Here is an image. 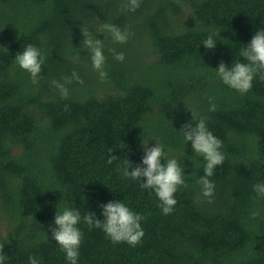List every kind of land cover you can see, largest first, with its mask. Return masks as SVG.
<instances>
[{"label": "trees", "instance_id": "1", "mask_svg": "<svg viewBox=\"0 0 264 264\" xmlns=\"http://www.w3.org/2000/svg\"><path fill=\"white\" fill-rule=\"evenodd\" d=\"M0 0V243L5 264H70L52 238L59 208L81 216L101 204L123 201L144 216L135 247L114 244L102 229L81 221L78 264H264V81L241 95L216 75L230 69L264 28V0ZM102 23L132 35L114 43ZM87 29L104 40L102 82L82 47ZM214 30L217 45L203 41ZM106 36V39H105ZM28 44L46 57L38 84L15 56ZM111 49L123 52L121 62ZM80 57L76 60V57ZM77 72L84 83L60 96L53 80ZM214 97L215 111L209 98ZM65 105L69 110L65 111ZM194 112L223 141L225 162L209 179L213 202L197 183L206 161L183 139ZM164 146L165 160L185 165L187 187L164 215L155 192L122 174L124 159L142 165L143 142ZM109 148L120 158L107 163ZM162 163H166L163 159ZM143 166V165H142ZM118 167L121 169L118 171Z\"/></svg>", "mask_w": 264, "mask_h": 264}, {"label": "clouds", "instance_id": "2", "mask_svg": "<svg viewBox=\"0 0 264 264\" xmlns=\"http://www.w3.org/2000/svg\"><path fill=\"white\" fill-rule=\"evenodd\" d=\"M141 5V0H127L122 6L127 11H136ZM85 39L82 41V47L90 54L93 68L99 73L100 80L106 81L109 73L106 71V56L104 55V40L96 38V35L90 33L87 29H82ZM98 33H108L114 43H127L132 33L129 28L121 29L119 26L111 23H102ZM220 35L219 30L212 31L203 41V45L209 49H215L217 42L215 37ZM106 39V36H105ZM114 58L123 61L125 55L123 52H116L111 49ZM243 60H236L229 69L224 61L219 63L216 69V75L222 82L231 89L245 95L252 90L254 80L259 77L264 81V28H261L253 36L247 46H243L239 51ZM79 56L76 60H79ZM16 64L23 70L30 73L33 84H38L42 78V68L46 63V57L42 50L37 46L28 44L21 53L15 56ZM83 84L84 81L80 75L73 71L71 77H64L63 82L58 80L52 81L61 98L67 99L70 95L67 85L72 81ZM214 97H210V111L216 110L213 102ZM69 108L65 105V111ZM193 113V121L185 124L179 131L183 139L191 141L194 152L202 155L206 161L204 167L205 175L201 176L197 183L201 185L202 195L208 198V202H213L215 184L209 178L214 175L217 166L222 165L226 160V155L222 151L223 141L219 139L208 128L203 118H198ZM157 141V140H156ZM148 142H143L145 155L142 159V165L135 166L128 159H124L122 174L133 180H142L141 189L154 191L160 201V209L164 215L171 214L177 204L175 194L181 187H187L185 181V165L181 166L176 158H167L164 146L157 141V144L151 148ZM113 150L109 148V158L107 163L111 165L114 161L119 160L112 155ZM166 163H162L161 160ZM121 169L118 167L117 169ZM254 191L264 197V182L254 185ZM104 220L96 218L95 213L87 212L83 217L76 208L65 206L59 208L55 216V225L51 228L52 238L59 244L61 250L66 254V259L70 264H78L80 256V246L83 240V232L79 228L81 221L86 223L89 230L92 228L102 229L108 238L114 243H127L132 247L141 243L145 235L142 227L143 215L132 210L123 201H110L107 204H101ZM8 259L4 252V244L0 243V264H5ZM28 264H40L35 256H29Z\"/></svg>", "mask_w": 264, "mask_h": 264}]
</instances>
